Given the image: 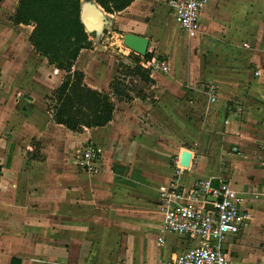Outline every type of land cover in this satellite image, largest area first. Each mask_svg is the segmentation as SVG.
<instances>
[{"label": "crops", "instance_id": "obj_1", "mask_svg": "<svg viewBox=\"0 0 264 264\" xmlns=\"http://www.w3.org/2000/svg\"><path fill=\"white\" fill-rule=\"evenodd\" d=\"M17 2L0 0V264H158L191 247L163 231L160 208L182 149L191 152L186 189L197 178L229 180L251 214L222 243L230 264H264V0L208 3L192 38L166 0H132L116 12L80 0L90 45L73 68L108 92L114 109L105 125L79 132L46 108L64 71L30 43L33 24L11 21ZM127 32L147 37L148 58L169 65L148 72L152 101L111 93L116 60L98 42ZM84 139L101 151L96 172L72 158Z\"/></svg>", "mask_w": 264, "mask_h": 264}, {"label": "built area", "instance_id": "obj_2", "mask_svg": "<svg viewBox=\"0 0 264 264\" xmlns=\"http://www.w3.org/2000/svg\"><path fill=\"white\" fill-rule=\"evenodd\" d=\"M215 0H166L169 10L180 29L189 38L201 31L203 8ZM140 65L152 73L158 69L166 72L165 59L152 57ZM257 74V72H255ZM209 90L213 92L211 85ZM101 151L95 144H87L76 161L80 170L92 173L99 170ZM178 161L168 187L161 188L160 208L163 212L164 232L195 241V244L175 255L161 258L158 264H230L222 243L230 233H237L251 218L248 210L241 208V196L229 180L213 184L210 178H197L186 189ZM209 204L211 208H206ZM164 242L162 236L158 237Z\"/></svg>", "mask_w": 264, "mask_h": 264}, {"label": "trees", "instance_id": "obj_3", "mask_svg": "<svg viewBox=\"0 0 264 264\" xmlns=\"http://www.w3.org/2000/svg\"><path fill=\"white\" fill-rule=\"evenodd\" d=\"M105 11L116 12L132 0H95ZM80 0H18L10 19L14 24H33L29 41L49 64L64 71L60 84L52 92L55 102L52 117L56 123L79 132L83 127L103 126L112 117L114 102L108 92L87 86L83 73L73 68L82 48L90 45L79 17ZM150 57L149 53L144 55ZM132 65L119 63L131 76L129 83L119 77L111 80V93L131 99V92L142 94V88L132 84L133 78L148 83V71L140 65L138 55L129 54Z\"/></svg>", "mask_w": 264, "mask_h": 264}, {"label": "rangeland", "instance_id": "obj_4", "mask_svg": "<svg viewBox=\"0 0 264 264\" xmlns=\"http://www.w3.org/2000/svg\"><path fill=\"white\" fill-rule=\"evenodd\" d=\"M122 37H118L119 41L115 42L114 38H111V37L107 36L106 34H104L100 38L98 44L103 49L102 51H104V53H111L112 55H114V58L116 60L115 61V76L114 77L117 76V77H119V79H122V81L124 83H129L131 76L124 72V68L122 66H119L120 65L119 63H125L127 65L133 64V62L128 57V48L122 43ZM0 46H3L1 42H0ZM152 50H154L153 47H152ZM3 53H7V52L3 49H0V64L5 59V55ZM139 60H141V59H139ZM132 84L133 85L136 84L138 87H141L142 89L144 88V90L142 91V94L144 96H147L152 101L153 93L147 87V83H143L141 81H138L137 78H133ZM45 105H46L47 109L53 108V106L55 105L52 93L45 97ZM81 142H82V144L81 145L77 144L78 147H76V149H74V152L72 153V158L74 159V161H77L81 150L85 146H87V143H92L86 139H84ZM171 161H172V164L174 165L175 164V162H174L175 157L174 156L171 157ZM98 165H100V161H98ZM129 188H131V187H128V186L124 187V189H126L125 192L128 194H129Z\"/></svg>", "mask_w": 264, "mask_h": 264}, {"label": "water", "instance_id": "obj_5", "mask_svg": "<svg viewBox=\"0 0 264 264\" xmlns=\"http://www.w3.org/2000/svg\"><path fill=\"white\" fill-rule=\"evenodd\" d=\"M122 43L131 51L138 55H145L148 45V38L134 33H124ZM191 160V152L187 149H182L180 152L179 164L187 167ZM206 208H211L209 204L205 205Z\"/></svg>", "mask_w": 264, "mask_h": 264}]
</instances>
